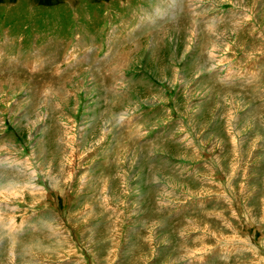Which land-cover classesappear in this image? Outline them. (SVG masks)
Segmentation results:
<instances>
[{"label": "rangeland", "instance_id": "374dc122", "mask_svg": "<svg viewBox=\"0 0 264 264\" xmlns=\"http://www.w3.org/2000/svg\"><path fill=\"white\" fill-rule=\"evenodd\" d=\"M0 185V264H264V0H0Z\"/></svg>", "mask_w": 264, "mask_h": 264}, {"label": "bare ground", "instance_id": "6f19581e", "mask_svg": "<svg viewBox=\"0 0 264 264\" xmlns=\"http://www.w3.org/2000/svg\"><path fill=\"white\" fill-rule=\"evenodd\" d=\"M1 186V185H0ZM4 187V186H3ZM2 189H4V188H2ZM6 189V188H5ZM4 192V191H3Z\"/></svg>", "mask_w": 264, "mask_h": 264}]
</instances>
